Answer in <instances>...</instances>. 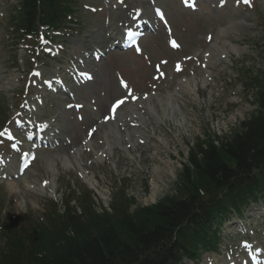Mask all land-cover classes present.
<instances>
[{
    "label": "rangeland",
    "instance_id": "obj_1",
    "mask_svg": "<svg viewBox=\"0 0 264 264\" xmlns=\"http://www.w3.org/2000/svg\"><path fill=\"white\" fill-rule=\"evenodd\" d=\"M160 4L164 5L167 10L168 18L173 21V26L176 27L180 21L182 25H185L186 29L189 30V35L187 32L183 35L185 27L174 28L177 34L181 37L183 35V45L182 49L187 52L185 55H193L194 58L199 56L201 53L200 61L203 62L201 57L203 53L206 52L210 45L206 44L204 37L207 34L213 35V42L220 43V46L225 45V41H230L233 44H237L241 47L242 54L237 55L232 52L230 60L218 63L215 58L209 59L208 67L210 68V73L212 76L209 78L208 84L210 85L206 89L201 88V82H199V95H193L190 93H185V105L188 108V117L192 120L187 123L185 129L180 128V132L184 136L177 141L175 140V148L169 146L170 150L166 147H161L159 149H154L157 155L154 156V162L160 166L162 175L160 178L156 177L155 183L152 182L150 187L147 183L152 179L151 171L154 162H150L148 159L145 160L147 166L142 170L138 169L136 166L133 167L131 171H125L124 166H128V161L126 158H121L118 162V167L116 172H112L107 164L103 167L97 168L96 166L89 167L95 175L100 179V188H102L101 195L102 204L98 202L97 209L100 210L102 206L109 207L112 201L113 194L121 188H125L129 195L136 197V205H151L164 200L166 196H173L175 198L182 197V192L180 191V180L186 172L188 165L187 161L189 158V150L197 142H201L207 139H218L220 142L226 138L232 137L238 130H243V123L245 121H251L253 117L257 115L258 103L257 95L259 91L263 90L264 87L260 85L254 87L253 89L247 90L245 87V82H248L255 77L260 78L262 73H264V6L260 0L256 2L257 9L255 13H252V25L248 23L250 21L248 16L245 14V10L241 6V0H228L227 5L224 8L218 10L213 9V5H202V8L196 12L183 9L179 4V0H157ZM226 3V0H225ZM230 3V4H229ZM233 4H240L237 8V13L234 15L229 13V9H232ZM201 7V6H200ZM248 9V7H246ZM78 11L76 15H80L79 19L83 21L82 29L78 35L83 41L84 49L87 52L92 51V42L94 38L92 37V30L98 29L99 18L106 19L111 17L112 22L115 19L113 12L110 9L104 10L98 15H92L87 10L83 9L81 6L77 7ZM251 15V14H250ZM85 16V17H84ZM177 17L179 20L175 22L173 18ZM6 19H11V12H8ZM6 19H0V69L3 67L5 71L2 70L0 73V85L1 90L7 89L6 81H12L16 77V72L18 66L15 64V59L18 48L16 50L11 48L9 45V39L6 38L7 32H9L8 27H5L7 22ZM244 19V20H242ZM235 20L240 21V25H235ZM242 21V22H241ZM113 22V24H115ZM225 28V30H224ZM221 29L224 32L221 33ZM161 33V32H160ZM175 36V35H174ZM176 37V36H175ZM165 36L161 33L160 45L154 46L153 41L154 36L150 35L144 41V51L149 57L150 62L153 59L164 55V52L169 55V49L165 43ZM77 39V38H76ZM86 39V40H85ZM187 45L186 43H191ZM11 42V40H10ZM186 42V43H184ZM8 44V46L6 45ZM226 48H230L226 44ZM159 51L154 56L153 52ZM121 60L118 61L122 66H117L121 68L124 72L134 80V74H146L151 75L153 72V63L151 65L149 61L143 60L142 57L135 61L136 57L133 53H119ZM183 55V56H185ZM183 56H178L181 59ZM131 59V62L129 61ZM178 59V58H177ZM176 59H172V62ZM158 61V60H157ZM97 66V73L95 75V82L92 85H88V90L94 93L98 97L97 106L102 112H105L108 104L117 95L113 90L105 91L106 84L115 85V77L113 73V68L108 65L107 61L102 60ZM132 65H136L137 71L132 69ZM28 66V64H26ZM194 66L193 62H186L183 66L182 74L178 75L181 78L185 74H189L191 67ZM212 66V68H211ZM174 67V66H173ZM118 70V69H117ZM172 71V65L168 67V73ZM188 72V73H185ZM198 79L204 78V72L202 69L198 72ZM191 79V78H189ZM264 84V83H263ZM13 85V84H12ZM169 85L172 88L174 82L162 83L160 86L161 90H164ZM80 98L83 100L90 101L87 94L82 92ZM0 104L5 105L3 97L0 96ZM53 105V106H52ZM48 109V113L52 114L57 111V107L54 104H47L45 110ZM65 117V116H64ZM96 120L94 118H89L88 122H85V127H88ZM163 130H158L159 132H164ZM166 135V136H165ZM71 136L75 144H78L83 136V128L80 125L73 127ZM168 137L169 134H164ZM170 142H173L170 141ZM68 148H60L54 151L41 152L40 157L34 164L32 171L29 172L27 179L22 178L14 180L15 182H0V197L5 199V209L4 212H14L17 216H24L29 211L34 213H40L44 211L46 198L42 195L35 193L32 190L27 189L26 185L28 181H33V179H48L52 177V169L47 164V159L54 158L59 169V177L56 182L57 193L62 194L67 184V180L70 181L71 185L76 188L79 185V179L77 178L75 172H69L67 170H62V165L60 160L57 159L59 154H68ZM149 152V151H148ZM122 156V154H120ZM150 154H148L149 156ZM119 156V155H118ZM178 156V157H177ZM86 159L84 161L86 162ZM116 160L115 158H113ZM117 161V160H116ZM170 161L173 166L172 172H167L168 164ZM186 162V163H185ZM148 168H151L148 169ZM100 172V174H99ZM193 173H191L192 175ZM65 178V184L62 186V178ZM61 181V182H60ZM10 184L16 186V193L12 194ZM157 185L158 191L153 197V187ZM261 242L264 244V235L262 236ZM230 240H227L222 247L228 246Z\"/></svg>",
    "mask_w": 264,
    "mask_h": 264
},
{
    "label": "trees",
    "instance_id": "obj_2",
    "mask_svg": "<svg viewBox=\"0 0 264 264\" xmlns=\"http://www.w3.org/2000/svg\"><path fill=\"white\" fill-rule=\"evenodd\" d=\"M62 1L24 0L26 28H33L41 16L50 22L59 20L62 11L69 9ZM259 105L257 115L243 123V130L219 146L207 142L192 155L193 169L187 167L182 178L187 198L166 199L134 213L116 209L112 216H96L86 224L72 221L70 233L32 247L28 262L19 263L177 264L180 253L194 258L195 249L185 240L201 242L202 230L229 205L238 207L256 191L264 194V91ZM185 222L197 225L185 229Z\"/></svg>",
    "mask_w": 264,
    "mask_h": 264
},
{
    "label": "bare ground",
    "instance_id": "obj_3",
    "mask_svg": "<svg viewBox=\"0 0 264 264\" xmlns=\"http://www.w3.org/2000/svg\"><path fill=\"white\" fill-rule=\"evenodd\" d=\"M225 44H228L229 46H230V48H226L225 46H223V47H218V45H213L212 47H211V51L213 52V53H215V52H219V58H220V60L225 56L226 58H228L229 57V55H230V53L232 52V51H234V52H236V53H240V52H242V50L243 49H241V48H239V47H237V46H235V45H232L231 44V42L230 41H226L225 42ZM187 83V82H186ZM195 81H194V85H195ZM179 90H176V94H168V96H166L165 97V99L164 98H161L160 99V101H161V113H159L154 107H149V114L153 117V118H155L156 120H158L159 122H161V123H163L164 122V120L165 119H171V118H174L175 117V113H176V111H178L177 109V106H178V104H176V98H174L175 96H177L178 95V97H179V95H180V93H181V91H182V84L180 83L179 85ZM186 87H190V84L188 83V84H186ZM191 88V87H190ZM175 121V123H178V121L177 120H174ZM179 124V123H178ZM182 123H180L179 125H181ZM114 138H112V140H115V139H118V137L116 136V135H114L113 136ZM163 140H164V138H162ZM162 139H161V141H162ZM107 141H110V140H108L107 139ZM81 150H77V152L79 153ZM61 158V157H60ZM68 159V158H67ZM66 159V157H62L61 158V160L63 161V162H65V164H70L69 163V161ZM48 161H47V163H48V166L49 167H51L52 169H53V171L55 172V163H53L51 160H49V159H47ZM65 164H63V166H65ZM167 164H168V169H167V172H172L173 171V166L171 165V163H170V161H168L167 162ZM162 175V173H161V170L159 169V168H154V175H153V180H156L157 178L156 177H158V178H160V176ZM26 176V175H25ZM86 179V181H88L89 182V184L91 185V186H96V181H94V179L93 178H91V177H86L85 178ZM10 186L12 187V188H15V186L13 185V184H10ZM41 186V185H40ZM34 188L36 189V190H39V189H42V188H38L37 189V187L36 186H34ZM33 188V189H34ZM44 189V188H43ZM42 189V190H43ZM41 191V190H40ZM157 191H158V187H157V185H155L154 186V189H153V197H155V195H156V193H157ZM258 250H259V248H257Z\"/></svg>",
    "mask_w": 264,
    "mask_h": 264
},
{
    "label": "snow or ice",
    "instance_id": "obj_4",
    "mask_svg": "<svg viewBox=\"0 0 264 264\" xmlns=\"http://www.w3.org/2000/svg\"><path fill=\"white\" fill-rule=\"evenodd\" d=\"M249 2H250V0H244V3H246V4L249 3ZM173 46H174V47L177 46V45L175 44V42H173ZM122 103H124L123 100L117 101V104L113 106V110H115V108L118 107V106H119L120 104H122ZM0 135H3V133H0Z\"/></svg>",
    "mask_w": 264,
    "mask_h": 264
}]
</instances>
